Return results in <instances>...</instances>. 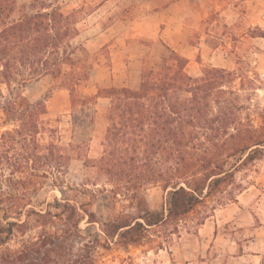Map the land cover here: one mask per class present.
Returning <instances> with one entry per match:
<instances>
[{
    "label": "trees",
    "instance_id": "obj_1",
    "mask_svg": "<svg viewBox=\"0 0 264 264\" xmlns=\"http://www.w3.org/2000/svg\"><path fill=\"white\" fill-rule=\"evenodd\" d=\"M78 21L77 11L66 14L48 0H0V108L5 124L14 125L0 134V169L62 171L71 154L84 148L62 145L60 130L43 118L48 114L45 100L31 101L23 93L27 82L50 76L70 92L74 130L96 120L99 98L110 99L102 116L107 121L102 151L84 159L89 177L76 190L127 200L138 213L113 212L99 222L85 200L55 198L43 211H35L24 209V197L7 201L0 193V260L7 263L94 264L100 248L138 243L149 228L188 214L264 150V106L257 110L259 126L243 115L258 80L242 76L237 87L236 71L213 65L191 75L188 59L171 47L166 46L154 65L142 67L138 88L111 86L80 94L92 64L78 55L89 53L87 48L72 44L80 34ZM154 184L166 191L161 209H152L145 195V187ZM24 210L37 215L40 237L12 250L8 244L15 233L30 228L21 219ZM86 216L88 223H99L95 237L71 257V242Z\"/></svg>",
    "mask_w": 264,
    "mask_h": 264
},
{
    "label": "rangeland",
    "instance_id": "obj_2",
    "mask_svg": "<svg viewBox=\"0 0 264 264\" xmlns=\"http://www.w3.org/2000/svg\"><path fill=\"white\" fill-rule=\"evenodd\" d=\"M48 1L66 14L78 12L80 34L72 44L86 47L89 53L79 51L78 55L92 64L90 78L78 88L80 94L93 95L99 88L111 86L138 88L142 67L159 61L167 46L188 59L191 75H200L204 67L213 65L236 71L237 87L242 76L258 80L243 115L256 126L261 124L257 110L264 106V0ZM1 88L9 96L6 84ZM22 90L31 101L45 100L48 114L43 118L60 130L62 145L75 143L84 148L71 154L62 171H12L11 166H4L0 169V193L7 201L21 196L24 209L43 211L55 198L85 200L99 222L108 220L113 212L137 215L127 200L76 190H82L89 177L84 159L102 151L107 125L102 116L110 99L99 98L94 106L96 120L74 130L72 98L63 83L43 76L27 82ZM5 119L0 108V134L14 127L5 124ZM145 195L152 209L162 208L166 191L161 184L145 187ZM3 215L0 210V220ZM87 218L71 242V257L79 255L84 241L95 237L99 223L92 225ZM21 219L28 220L30 228L15 233L8 244L12 250L40 237L36 214L29 216L24 210ZM111 247L100 248L94 254V264H264V150L177 221L149 228L138 243H112ZM0 264L12 263L0 260Z\"/></svg>",
    "mask_w": 264,
    "mask_h": 264
}]
</instances>
